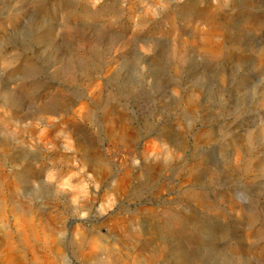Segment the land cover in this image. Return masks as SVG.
<instances>
[{
	"label": "rangeland",
	"instance_id": "rangeland-1",
	"mask_svg": "<svg viewBox=\"0 0 264 264\" xmlns=\"http://www.w3.org/2000/svg\"><path fill=\"white\" fill-rule=\"evenodd\" d=\"M0 264H264V0H0Z\"/></svg>",
	"mask_w": 264,
	"mask_h": 264
}]
</instances>
